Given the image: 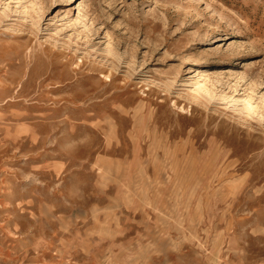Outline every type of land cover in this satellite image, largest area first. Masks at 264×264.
<instances>
[{
  "label": "rangeland",
  "instance_id": "374dc122",
  "mask_svg": "<svg viewBox=\"0 0 264 264\" xmlns=\"http://www.w3.org/2000/svg\"><path fill=\"white\" fill-rule=\"evenodd\" d=\"M0 264H264V0H0Z\"/></svg>",
  "mask_w": 264,
  "mask_h": 264
}]
</instances>
